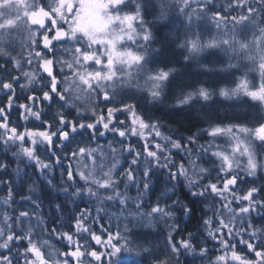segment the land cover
Returning a JSON list of instances; mask_svg holds the SVG:
<instances>
[{
  "label": "snow or ice",
  "instance_id": "6c2138e0",
  "mask_svg": "<svg viewBox=\"0 0 264 264\" xmlns=\"http://www.w3.org/2000/svg\"><path fill=\"white\" fill-rule=\"evenodd\" d=\"M148 7L146 0H0V145L13 158L0 159V185L7 186L0 264H264V120L205 126L185 118L166 130L156 113L180 71L178 62L161 60L163 46L153 48ZM157 19L185 28L175 41L181 67L223 77L181 88L173 111L203 109L217 96L264 106V0H226L219 8L216 0H160ZM217 49L226 66L201 59ZM12 175L21 186L32 176L40 181V198L21 196L31 211L14 207ZM85 198L96 203L95 215L76 203ZM113 206L115 229L101 215ZM61 218L66 230L49 226ZM192 221L197 226L187 231ZM161 222L162 249L138 241L134 228Z\"/></svg>",
  "mask_w": 264,
  "mask_h": 264
},
{
  "label": "trees",
  "instance_id": "16d2710c",
  "mask_svg": "<svg viewBox=\"0 0 264 264\" xmlns=\"http://www.w3.org/2000/svg\"><path fill=\"white\" fill-rule=\"evenodd\" d=\"M147 3V2H146ZM218 3V2H216ZM148 4V3H147ZM226 4V0L224 2L221 0V2L217 5V8L224 6ZM154 7L150 6L148 7V14L146 15V20L152 25L153 35L156 38L153 46L156 48H161L163 46V50L161 53V60L164 62H178L176 66L178 67L180 71V75L177 77V80L175 81V84L172 88V92L170 95V98L168 102H166V105L161 106L159 112H157V115H162L165 117L164 120H162V123L164 124V128L166 130H172L173 132L178 126V123L181 120H184L185 118H191L194 122H199L201 124H204L206 126L207 122H221L223 124H229V123H243L247 124L249 126L255 125L258 121L264 119V109L262 108V105H260L258 102H254L250 100L247 97H240L239 99H232V100H225L220 97H216L214 102H212L208 107H205L201 109L199 105H197L196 108L180 113L178 110L173 111L171 108V104L174 103L175 96L179 94L181 88L194 84L196 81H209L211 79L212 82L216 81L217 79H223V77H217L213 76L211 78L197 75V68L196 65L193 64L191 67H181L183 58H182V51L179 49L176 45L177 37L182 39V35L184 34V27L177 22V25L179 28L176 30L171 29V25L164 24V22H160L159 24L156 21V17L154 16ZM174 24V23H173ZM167 25V27H165ZM214 31V30H213ZM204 36L208 35V31H204ZM225 54V53H224ZM219 49L217 50H209L202 54L201 59H205L208 63L212 64L215 67H221L226 66L228 63V56ZM239 75V73H238ZM256 77V74H250V78ZM235 77L228 76L226 77L227 85L233 86V80ZM258 79V77H256ZM223 86V84H222ZM19 94V93H18ZM139 95V94H138ZM20 103L25 102L23 99V94L21 95V99L19 101ZM4 103V98L0 96V104ZM207 113V116H204L203 114ZM120 116V119H124L123 115L117 114ZM12 121L15 123L18 120V114L17 111L14 109L11 114ZM112 134H107L105 137H101L99 139L100 144L106 145L107 141L112 139ZM86 139V138H85ZM135 139V138H133ZM221 139L218 141L220 142ZM200 143H207V139L201 140ZM4 149L3 146L0 145V159L11 161L12 155L9 151L7 153V156L3 155ZM205 161L208 160V157H204ZM27 163V161H25ZM203 166L211 168V164H204ZM17 167L16 163H12L9 167V172L11 173L13 169ZM20 168L23 169L24 165L21 164ZM28 174L31 176L33 172V168L30 166L27 169ZM38 175V174H37ZM57 178H59V171L56 173ZM215 175V173H213ZM21 177H23V172H21ZM21 177H17L15 175H12V184L11 187L13 189V195L14 199L16 200L17 204L14 205V207H24L26 210L31 211V207L29 206L28 202H24L21 205V196H27L29 194L36 196L37 198H40V188L41 183L37 180V176H32L31 180L24 179L23 180V186H21ZM7 178V177H5ZM161 181H163L164 177L160 178ZM42 180V178H41ZM35 183L36 191L30 193L29 192V185H33V182ZM159 187V186H158ZM7 186L0 185V197H3L6 194ZM132 195H135V191L131 193ZM61 197L63 198V194L60 193ZM144 199L148 201L151 199L153 202L155 201V196L152 194L145 195ZM61 202V201H58ZM76 203L79 205L80 209L88 208L92 211V214L95 215V207L97 206L95 202H89L87 198H85L83 201L77 200ZM115 207V206H113ZM117 208V207H116ZM110 209V208H109ZM107 209V210H109ZM41 211L44 214V219L46 221L49 220V218L52 216V209L48 207L47 199L42 200V209ZM68 211L74 212L75 207L72 204H69ZM103 215L102 223L105 225L111 223L113 225V229H115L116 224L118 223V216H112L114 213L108 212L107 215ZM199 215V214H198ZM211 215V213H209ZM109 218L111 219L109 221ZM259 219V218H257ZM64 223L63 219H58L55 221L54 224L50 223L51 226H55L60 228V230H66L65 228H61L60 226ZM198 221H192L190 224H188L187 231H194L197 226ZM120 226L123 227V223L120 221ZM96 230H99V225H94ZM166 228L164 224L161 222L158 224L154 229L148 228L146 226H139L133 229L134 234L136 235V238L139 242L143 243L145 239L149 241L151 246L157 249H162L164 245V235L166 234ZM147 234V235H145ZM208 247L212 248V243L209 242ZM188 261H192V257L186 258ZM151 264V262H149ZM195 264H200L199 259L197 258L195 261Z\"/></svg>",
  "mask_w": 264,
  "mask_h": 264
},
{
  "label": "rangeland",
  "instance_id": "374dc122",
  "mask_svg": "<svg viewBox=\"0 0 264 264\" xmlns=\"http://www.w3.org/2000/svg\"><path fill=\"white\" fill-rule=\"evenodd\" d=\"M223 2H224V0H222ZM146 2L148 3V5H150V6H152V7H154V12H155V19H156V21H157V23L159 24L160 22H164V24H169V25H171V23H172V26H171V29H172V31L173 30H176L177 28H179V26L177 25V22L179 23V24H181L180 23V21L178 20V19H176V20H173L172 22H169V20L168 19H165V20H163V21H161V20H159V19H157V17H158V15H159V4H160V0H146ZM216 2H218V3H216V4H219L220 2H221V0H216ZM170 16H172V17H175V13L174 12H170V14H169ZM174 23V24H173ZM195 30V29H194ZM205 31H208V30H205ZM184 32H185V28H184ZM208 36V35H207ZM207 36H205V38H207ZM182 38H183V35H182ZM153 48H156L155 46H153ZM149 52H152V49L150 48L149 49ZM223 52V51H222ZM223 54H224V52H223ZM225 55V54H224ZM141 83H142V81H141ZM139 94V93H138ZM262 108L264 109V106H262ZM264 120V119H263ZM21 123H23L22 121H21ZM219 139H221L220 140V144L222 145V146H226V144H227V138L226 137H220V138H218V140ZM108 212H111V213H114V215H112V216H119V209L118 208H116V206L115 207H112V208H110L109 210H107ZM112 219V218H111ZM110 218H109V221L111 220ZM122 217H120V221L122 222ZM154 229V228H153Z\"/></svg>",
  "mask_w": 264,
  "mask_h": 264
}]
</instances>
